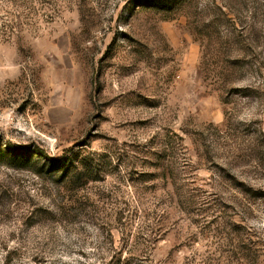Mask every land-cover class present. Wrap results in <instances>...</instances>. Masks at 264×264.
I'll list each match as a JSON object with an SVG mask.
<instances>
[{"label": "rangeland", "instance_id": "374dc122", "mask_svg": "<svg viewBox=\"0 0 264 264\" xmlns=\"http://www.w3.org/2000/svg\"><path fill=\"white\" fill-rule=\"evenodd\" d=\"M0 264H264V0H0Z\"/></svg>", "mask_w": 264, "mask_h": 264}, {"label": "trees", "instance_id": "16d2710c", "mask_svg": "<svg viewBox=\"0 0 264 264\" xmlns=\"http://www.w3.org/2000/svg\"><path fill=\"white\" fill-rule=\"evenodd\" d=\"M166 6H168V5H166ZM167 8V7H166ZM13 149H16L17 150V148H13ZM10 153V151L8 150L7 151V155H9L10 156V158L11 159H18L17 157H18V154H14V155H10L9 154ZM28 161V160H27ZM46 161H49V167L52 169V170H55V169H59L61 166H59V162L58 161H56V160H53V159H46Z\"/></svg>", "mask_w": 264, "mask_h": 264}]
</instances>
